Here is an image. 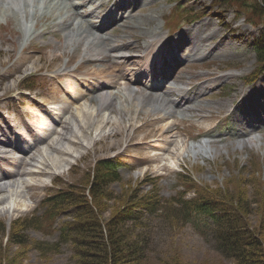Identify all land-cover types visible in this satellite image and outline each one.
<instances>
[{
  "label": "rangeland",
  "instance_id": "374dc122",
  "mask_svg": "<svg viewBox=\"0 0 264 264\" xmlns=\"http://www.w3.org/2000/svg\"><path fill=\"white\" fill-rule=\"evenodd\" d=\"M72 1L74 3H86L84 8L79 9L80 13L88 14L95 10L90 15L89 21L100 27L105 26L102 24L105 18L104 15L110 12L115 4L123 2L126 6L131 4L136 6L135 11H129L133 8L130 7L124 13L125 16L129 13L132 16L128 25H117L115 31H111L109 28L108 32L104 34L106 38L113 41V45L123 44L137 47L135 50L125 48L122 52L111 53L113 58L119 56L138 57L139 60L135 62L137 65L133 64L131 66V70L137 69L136 72L129 74L127 78V81L131 80V82L138 78L137 74L139 72L147 68V65L141 68V65L145 62L143 58L146 53L143 45L151 39L155 32H159L164 41L167 40V35L164 32V17L169 15L175 2L179 1L184 6L195 10L206 11L210 9L211 12L216 10L212 7L216 4L215 0ZM66 4L67 0H0V61L4 63V66L0 67V135L5 139L8 136L11 140L17 138L16 135L9 133L10 129H13L15 134L23 133L26 135L29 132L23 125V123L29 122V118L27 117L26 120L22 118V123L20 112L37 98L40 102L48 103L52 84L49 81L50 77L68 72L80 80V92H89L92 88V81L89 76H86V71H77L76 68L81 66L85 61L84 58L93 56V51L90 50L91 48L88 49V45L92 41H97L100 35L85 32L84 36L79 38L76 37V30L71 31L64 25H59L58 23L64 20L63 16H59L60 13H63ZM122 12L119 13L122 14ZM68 14L67 16H70ZM224 16L225 20L223 22H219L212 15H208L199 22L183 27L175 32L174 41L170 45V50L177 51L181 60L180 68L175 74V82L177 77L183 76L185 82L188 81V76L193 75L189 86H194L196 85V77L210 76L215 71L225 70L228 65L236 67L235 71L227 72L233 74V77L220 81L217 87L207 88L206 86L210 83L201 88L197 86L191 92L192 95L198 94L201 96L206 94L203 96V100H197L198 102L195 104L210 109L213 111V116L217 115L220 109L227 108L234 100V98H231V94L229 97H220L223 87L236 86V90L241 88L243 93L247 94L250 88H247L246 85L245 88L243 87V77L255 67V55L252 45L259 28L258 30L254 29L246 25L243 20L236 21L234 13L230 10ZM110 21L111 19L106 23L107 26L110 25ZM37 51H41L42 56ZM192 51L197 52L194 54ZM153 52L148 54L149 58ZM20 56L21 58L24 56L26 58L34 57L32 60H37L38 65L36 70L42 68L36 71L35 74L40 77L42 75L49 76L45 83L41 79L40 82L35 81V90L27 91L28 94H25L24 97L18 96L20 94V84L31 73L9 78L13 68L18 65V62H14ZM151 61L154 60L151 59L148 62ZM103 66L106 65H99L98 67ZM126 67L124 66L123 72L127 69ZM110 73L116 79V74L112 69ZM263 78L264 76L261 79ZM131 82H128L127 87H124L126 89H124L122 84L125 81L120 80V85L110 90L109 93H103V95H99L94 99L92 94L88 96V100L93 102V109L90 108V111L94 110V107L112 106V109H108L103 114L109 116V120L112 119V122L116 121L117 125L121 124L123 126L122 136L104 140L101 139V136L97 135L98 138L92 132L91 138L96 139V142L93 144L88 136L84 141L87 149L74 153L73 158H68L67 164L63 163L65 161H61L62 166L53 169L56 175L42 180L46 182V187L43 190L38 191L33 197H30L32 193L29 191L26 196L31 199L27 198L25 200L24 198L25 201H23V199H12L11 197L5 203L4 207L7 206L8 213H1L0 211V229L3 230L0 232L1 243L7 251L8 259H16L15 264H70L72 262V252L69 246H64L60 252L51 254L47 260H44L34 248L33 242H48L50 244L56 242L59 235L58 225L70 219L74 214V209L67 208L63 210L59 215V219L56 220L55 226L51 227L50 223L44 221V219L41 221L43 210L40 205L48 194H55L59 189L71 188L73 192L83 190L84 186H88L92 181L91 175L94 164L102 159L112 158L121 163L118 169L121 180L110 183L106 188L114 197L136 189V193L141 197L146 193L157 194L158 198L161 199L160 204H162L164 199L174 197L179 191L175 174L183 167L191 170L195 179L202 183L204 187L225 194L241 210H243V207L237 201L238 195L245 198L246 201L248 200L251 208L253 206L256 208L251 199L264 186V130H256L251 135L240 139L228 138L222 144H213L212 139L207 137L199 141H193L189 135L191 132L186 129L188 120L193 117L190 112L183 113L181 109L177 108L174 113H171V105L165 98L164 102L162 100L155 102L153 99L142 100L140 98L142 97L141 87ZM173 83L174 79L168 86H172ZM143 84L146 85L148 82L143 80ZM175 84H177L175 87L189 89L187 85H180V82ZM252 92L250 95L253 102L252 100H246L245 109L248 110L251 107L256 109V112L261 114L256 119L262 117L264 120V83L260 81L258 88H255ZM191 93L185 95V97L191 96ZM98 113L99 117L96 119L100 120L103 118V114ZM200 116H204V114ZM160 118L168 123L177 122L183 128L179 126L180 128L177 127L179 130L174 129L171 132L177 135L172 153L168 151L160 156L161 152L153 148L151 154L159 160L151 161L150 158L147 164H143L137 161L138 158L143 156L138 148H133L130 154L127 153V150L123 151L128 142L133 141V138L134 144L141 142L143 139H145V142H150L148 141L150 139L156 140L160 131L156 129L157 134L154 133L155 127L164 125L162 124L163 121L156 123V120ZM198 118L195 117L192 121ZM96 119L94 122L97 121ZM133 121H135L133 124L137 126V130L132 131L130 134L131 131L127 132L126 128ZM234 122L236 120L232 119L229 123L222 124L215 133L228 134L227 136H229V133H231L230 135H237L236 130L230 131V124ZM68 132L69 130L63 133ZM68 136H71V134H68ZM60 146H62V149H67L66 144ZM46 153L52 156V153L47 151ZM51 156L49 157L51 158ZM41 158V155L35 156L33 165H38ZM145 176L150 179L154 177H160L161 179L159 184L153 188L148 183H141L140 185ZM241 178L249 185L246 190L243 187L238 189L241 186L233 188L237 185L236 179ZM251 181L255 183H249ZM19 200V203H22L23 206H18ZM120 204L119 199L104 202V206H102L103 220L108 222L110 216L121 206ZM1 209L2 207H0ZM254 212L250 214L248 209L247 214L245 212V219L250 227L256 229L258 226L257 221L260 218H257ZM34 216L37 217V221L38 218L40 219L42 230L37 231L28 228L24 232L25 240H27L26 245L11 244L8 237L13 223L19 219ZM131 223L128 220L123 228L149 229L146 232L153 241L151 248L156 256L155 258L166 257L165 259L170 260L169 263L177 260L180 264H235L234 261L225 260L216 253L211 236L208 235V238H203L192 227L184 223L183 219L158 222L148 217V219L141 220V225L135 222L136 225L132 226Z\"/></svg>",
  "mask_w": 264,
  "mask_h": 264
},
{
  "label": "trees",
  "instance_id": "16d2710c",
  "mask_svg": "<svg viewBox=\"0 0 264 264\" xmlns=\"http://www.w3.org/2000/svg\"><path fill=\"white\" fill-rule=\"evenodd\" d=\"M215 3L223 8L235 7L239 15H243L255 26L264 25V0H215ZM254 50L259 68L263 69L264 29L260 31ZM92 170V181L88 186H84L88 187L89 198L83 194L84 188L79 192H73L71 188L59 189L55 194L48 196L44 204L47 205L44 213L46 218L53 220L58 212L67 208L74 209L75 216L73 222L60 227L57 242H33L34 248L44 260L51 254L60 252L64 245H68L72 252L70 264H180L177 260L169 263L170 260L165 259L166 257L155 258L151 248L153 241L147 234V229L123 228L128 220L132 222V226L136 225L138 216L134 213V208L143 204L151 214L159 212L164 221L183 219L184 223L193 224L194 218L211 216L213 228L210 231L196 224H193V227L203 238L210 232L214 250L221 258L234 261L235 264H264V186L251 199L256 208H251L249 201L238 195L237 201L243 207L241 210L225 194L199 187L189 176L180 175L178 181L186 187L185 190L196 189V197L186 201L183 199L184 194H179L177 198L167 200L160 210L155 194L141 197L135 189L118 197L111 195L106 189L107 186L120 180L111 160H99ZM236 183L233 188L241 186L238 189L243 187L246 190L249 187L243 178L236 179ZM115 199H119L121 206L106 222L103 220L102 206L104 202ZM248 209L250 214L255 211L256 217L260 218L256 229L250 227L245 219ZM38 227L35 216L19 219L13 223L8 239L11 244L26 245L24 232L28 228L36 230ZM2 231L0 229V232ZM15 260L8 259L0 233V264H15Z\"/></svg>",
  "mask_w": 264,
  "mask_h": 264
},
{
  "label": "bare ground",
  "instance_id": "6f19581e",
  "mask_svg": "<svg viewBox=\"0 0 264 264\" xmlns=\"http://www.w3.org/2000/svg\"><path fill=\"white\" fill-rule=\"evenodd\" d=\"M85 5V2L74 3L72 0H67L64 11L63 13H60L59 16H63L64 20L58 24L64 25L71 31L76 30V37L79 38L84 36L85 32L100 34V37L97 41H92L88 45V49L91 48L90 50L96 52L99 57L84 62V65L80 67L86 71V76L90 77L92 81V88L89 92H80V80L68 72L50 77L49 81H51L52 84L50 87L51 89L48 100L49 107H46V103L32 101L30 105L27 107L25 106V108L20 112L22 123V118H24V120H26L27 117L29 118L28 123H23L24 128L28 129L29 132L26 135L23 133L15 134V131L10 129L9 133L11 135L17 136V138L14 140H11L8 135L7 139L0 135L1 213H8L6 208L7 206L4 207V205L11 197L12 199H23V201H25L27 198L31 199L30 197H33L38 191L43 190L46 187V182L42 180L48 179L50 176H55L56 173L53 169L57 167L60 168L62 166L61 161H65L63 163L67 164L68 158H73L74 153L84 150L86 148L84 141L86 138H88V136L90 137L93 144L96 142V139L91 138L92 132H94L95 136L99 135L101 136V139L104 140L108 138H117L123 134V126L121 124L117 125L115 123L116 121L112 122L113 120H109V116L103 114L112 106L103 105L100 108L94 107V110L90 111V108L93 109V102L88 100V96L92 94L94 99L99 95H103V93H109L110 90L117 88L120 85L119 81L125 80L127 76L125 71L122 72L124 66H127L126 70H128V67L133 66L135 59L112 60L109 56V52H115L125 48L135 50L137 47L132 45L113 46L112 40L104 36L108 30H103L104 27H96L93 23L88 21L89 16L79 13V8H83ZM117 11L123 12L122 15L114 22V24H112V31L115 30L114 27L117 25H128L130 17H132L130 16V13L127 16L123 14L126 13L127 10L121 5L117 8ZM132 11L134 10H131V12ZM67 14L70 16H67ZM107 47L109 48L108 52L105 50ZM37 52L41 53L42 56L43 53L41 51ZM37 52L35 53L37 54ZM192 52L196 54L197 51ZM36 54L35 56H37ZM33 58L34 57L26 58L25 56L21 58L20 56L19 59L14 62H18V65L13 68V72L9 75V78H15V75L18 76L20 74H33L36 71L42 69L40 68L36 70L38 67L37 60H32ZM104 64L106 66L100 68L98 67L99 65ZM2 66H4V63H1L0 61V67ZM111 69L115 72L116 79H114L110 73ZM223 78L226 77H215L211 84H215L216 82L219 83V81H221ZM191 79L192 77H189V80ZM196 79L200 78L196 77ZM137 83L140 85L141 81H137ZM122 85L123 88L127 87L128 81ZM192 89L193 88H191V90ZM190 91H186L184 93L188 94ZM173 93L181 94L179 91L176 92L171 89L165 93L161 89L158 90V86L155 85H150L148 88L142 86V97L140 98L144 101L153 99L155 102L160 100L164 102L165 98V100H167L171 105V113H174L178 108L183 112H194L197 114V116L204 113L211 114L210 109H205L204 107L194 108L195 104L190 106L195 102V100L197 101L200 99L198 94L192 95L193 93H191V96L189 97L180 95L179 99L175 100L171 98V94ZM240 93L241 91L235 95L238 96ZM226 110V107L224 109H220L219 113L223 114L226 112ZM98 112L103 114V118L100 120H97L99 117ZM254 112L258 116L261 115L256 111ZM218 118L219 116L210 118L200 116L198 128L202 132H209L210 136H213L215 121ZM95 119L97 120L96 122H94ZM261 120L263 121L262 117ZM162 121L164 122V119L160 118L156 120V123ZM74 122H76V124H74ZM134 122L135 121L127 125L126 128L127 132L131 131L130 134L132 131L137 130V126L133 124ZM162 124H164L162 127L156 126L155 131L153 130L156 134V129L160 131V134L157 136L156 140L150 139L148 140L150 142H145V139H143L141 142L134 144L133 138V141L131 140L132 142H128L123 151L127 150V153L130 154L133 148H138L139 151L143 153V156L138 158L137 161L143 164H147L150 158L151 161L157 158L153 157L151 154V149L153 148H156L161 152L160 156L164 155V153L168 151L172 153V147L175 146L174 142H176L175 139L177 138V135L171 132L176 129L178 123L164 122ZM138 127L141 128L140 125H138ZM68 130V133H63L64 131ZM68 134H71V136H68ZM62 144H66V150L62 149V146H60ZM46 151L52 153V156L51 154L46 153ZM37 155H41L42 158L40 161H38V165H33V161L35 160L34 158ZM49 156H51V158ZM29 191L32 193H30V197L26 196V194H29ZM19 202L20 200L18 201V206L22 205V203Z\"/></svg>",
  "mask_w": 264,
  "mask_h": 264
}]
</instances>
